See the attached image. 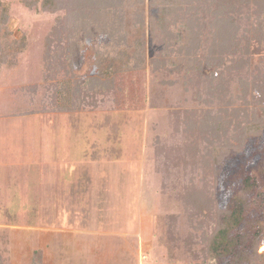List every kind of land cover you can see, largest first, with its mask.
<instances>
[{
  "label": "rangeland",
  "instance_id": "374dc122",
  "mask_svg": "<svg viewBox=\"0 0 264 264\" xmlns=\"http://www.w3.org/2000/svg\"><path fill=\"white\" fill-rule=\"evenodd\" d=\"M33 1L37 7L0 0V264H200L191 254L199 258L208 249L205 233L215 228V208L188 211L169 189L177 182L182 190L199 187L202 177L210 182L212 172L204 176L196 164L185 170L162 145L168 113L178 107L192 111L195 105L184 77H176L156 52L148 4L143 23L124 11L106 27H78L72 62L79 76L96 60L92 75L104 73L108 63L118 65L114 82L130 91L129 97L135 93L132 82L138 84L139 99L122 106L125 98L114 82L58 101L46 77L45 42L63 12L50 14L42 10V0ZM135 65L140 67L127 73ZM170 78L172 86L158 83ZM21 86H31L32 94L11 93ZM156 90L163 94L162 105L152 108ZM250 144L233 154L219 176L221 204H231L244 177L264 167L262 145ZM258 188L264 198L259 175ZM255 216L264 221V210ZM173 231L181 242L170 238ZM220 262L208 260L227 264Z\"/></svg>",
  "mask_w": 264,
  "mask_h": 264
},
{
  "label": "trees",
  "instance_id": "16d2710c",
  "mask_svg": "<svg viewBox=\"0 0 264 264\" xmlns=\"http://www.w3.org/2000/svg\"><path fill=\"white\" fill-rule=\"evenodd\" d=\"M23 3L29 8L37 7V1ZM147 4L151 12V41L156 38L159 46L156 52L174 67L176 77H184L191 94L189 102L195 105L192 111L178 107L168 113L169 134L161 139L162 145L178 156V163H184L185 170L196 164L202 175L205 176L206 170L212 172L210 182L204 184L202 177L199 187L189 184L182 190L183 186L177 182L169 189L188 211L215 208L212 214L215 228L205 233L208 249L203 248L199 258L193 250L192 259L200 264H208L209 259L227 264H264V252L259 253L264 244V221L255 216L264 210L263 192L258 188V175L264 177V167L257 170L254 178L244 177L231 204H221L219 198L222 193L219 176L223 169L226 171V165L228 168L233 154H242L249 141L250 146L262 145L258 150L263 154L258 155L264 158V0H42V10L53 15L63 12L55 18V26L45 42L48 85L54 89L58 101L66 102L76 99L82 90L95 92L113 83L121 70L118 65L110 68L108 63V70L92 75L96 60L87 59L89 73L82 77L77 74L72 59L79 47L78 27H106L120 14L123 16L124 11L140 16L143 23ZM155 10L159 13H153ZM3 11L7 13L6 8ZM157 15H162L165 23L160 25L161 18ZM139 67L135 65L127 73ZM116 83L114 89L120 90L125 98L122 106L129 99H139L138 84L132 82L135 93L129 97L131 92L119 89ZM158 83L172 86L175 81L170 78ZM30 90L31 86H21L11 93L28 96L32 94ZM159 91L149 102L152 108L162 105L163 94ZM115 101L119 102L117 96ZM180 134L185 137L182 141L177 137ZM179 235L173 231L170 238L181 242Z\"/></svg>",
  "mask_w": 264,
  "mask_h": 264
}]
</instances>
